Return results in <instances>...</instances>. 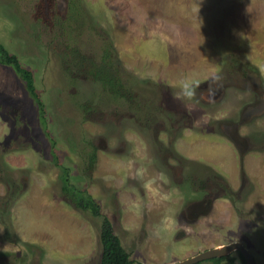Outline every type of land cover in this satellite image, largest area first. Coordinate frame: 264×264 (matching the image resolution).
<instances>
[{
  "label": "rangeland",
  "instance_id": "374dc122",
  "mask_svg": "<svg viewBox=\"0 0 264 264\" xmlns=\"http://www.w3.org/2000/svg\"><path fill=\"white\" fill-rule=\"evenodd\" d=\"M75 1L82 8L77 13L72 0H0V40L32 70L49 131L74 183L110 218L132 264H173L231 240L229 193L214 202L209 218L181 221L187 202L203 191L225 180L236 189L242 160L251 180L255 171L264 173V104L252 111L259 97L252 88H264V0ZM76 15L72 25L83 52L101 44L89 29L93 23L112 38L126 79L156 84L148 88L155 97L140 99L153 105L142 110L161 111L152 113L151 124L149 114L109 100L100 82L65 64L56 32ZM184 83L194 90L191 98ZM243 137L263 148L241 152ZM52 146L25 83L0 63V158L21 185L13 197L6 172L0 173V208L9 201L2 218L13 231L10 238L0 220V264L100 263L102 218L63 193ZM92 147L97 164L89 174ZM261 198L262 191L253 199ZM239 207L246 215L248 205ZM218 221L221 233L213 235Z\"/></svg>",
  "mask_w": 264,
  "mask_h": 264
},
{
  "label": "trees",
  "instance_id": "16d2710c",
  "mask_svg": "<svg viewBox=\"0 0 264 264\" xmlns=\"http://www.w3.org/2000/svg\"><path fill=\"white\" fill-rule=\"evenodd\" d=\"M73 7L76 9L75 12H79L81 7L75 0H72ZM73 12V13H75ZM49 14L56 16L55 13L49 9ZM52 17V16H50ZM73 17V16H72ZM71 18V17H70ZM70 18H65L60 22V31L56 32V38L59 39L61 43H58L63 47L65 64L70 67V69H76L85 74L87 77L94 79L102 84V86L108 91L110 99L123 100L130 105L131 108L135 110H142L144 108H149L153 106L152 104H144L140 101L141 96H146L150 93V98L155 97V93L148 90L155 89V83L148 81L138 80L137 83L126 79V71L123 68V64L117 55V49L115 44L109 36H103L93 25V23H88L89 29L95 30V34L99 35L98 47H93L90 52H83L79 43H81L76 37L77 26H73V21L78 20L80 15H76L74 20ZM98 54V56H97ZM0 63L6 66H10L14 69L16 74L25 83L26 89L34 98L39 112V120L42 124L45 133L48 135L50 141H52V155L54 157L55 165L61 169L60 180L63 193L69 197L71 201L74 202L75 206L84 210H89L95 216L102 218L100 238L103 245V253L99 264H132L130 253L124 248L119 236L116 234L113 223L110 218L104 215L101 211L100 205L94 199V197L87 192L86 189L78 187L74 181L71 174V169L61 163L59 150L56 148V140L53 138L51 132L48 128V120L46 116V105L41 98L40 93L37 91L34 81V75L32 70L24 67L19 59V57L8 50V48L0 40ZM69 69V70H70ZM138 88V90H137ZM139 91V92H138ZM147 91V92H146ZM147 99V98H143ZM83 111L88 114L91 111L90 107L85 103L82 105ZM149 114V119H154L152 113L160 114V112H155L153 109L150 113L146 110H142ZM156 120V119H155ZM157 121V120H156ZM96 147H92V150L88 153L87 166L85 167V173H91L97 164V151ZM2 154L0 158V173L3 174V178L10 185L11 195L16 196L18 187L21 186L19 181L12 180L11 174L8 171L3 170L4 163L2 162ZM15 199V198H14ZM9 202V201H8ZM5 203V207L0 208V220L7 226L9 237H13V231L11 232L10 220L5 221L2 218L5 214H8L9 203Z\"/></svg>",
  "mask_w": 264,
  "mask_h": 264
},
{
  "label": "flooded vegetation",
  "instance_id": "af4514ba",
  "mask_svg": "<svg viewBox=\"0 0 264 264\" xmlns=\"http://www.w3.org/2000/svg\"><path fill=\"white\" fill-rule=\"evenodd\" d=\"M255 83L256 82H254V84ZM247 88H249V85L247 86ZM252 91L256 93L255 94L256 97L257 95H259L258 101L256 103V107H254L252 111L259 112V110L261 109L257 107V105L262 106L264 104V88L262 87L261 89H259V88L254 87L252 88ZM167 117H169V119L173 123H178L177 119L176 120L173 119L174 116L171 115V113L167 115ZM163 119L164 118H160V119L156 118V120H162V122H163ZM150 120L151 121L148 124H151L153 122L152 119ZM182 121H180V123ZM191 123L192 121H189V120L186 121V124H191ZM237 144L240 147V151L243 153L245 151L249 152L252 149L260 150L263 148V147L253 148L254 147L253 142H251L250 144L249 139L246 137H243L242 139L238 140ZM244 163H245V160L244 161L242 160L241 182H240V185L236 189H234L233 185H230L229 182L227 183L225 180L223 184L219 183L220 188L218 187L219 188V189L217 188L218 190L215 188L214 191H210V190L203 191L201 198L189 200L187 202V205L184 210L185 220L181 221V223L183 222L185 223V225H191V223H195L192 221H195V220L199 221V219H201L202 217L204 218L208 217V215L212 211L214 202L225 193H229V196H231L230 203L232 205L231 209H233L234 215L231 217V220H232V224H231L232 239L231 240L220 243V244H212L210 247H207L195 254L189 255L186 258L197 255L203 251H206L208 249L218 247L221 245H226L230 243H237L239 245V248H235L232 251L224 255L203 259L194 264H251V262L252 264H264V173L255 171L254 176H257V177H255L256 178L255 180L254 179L251 180V178H249L250 175H247L245 171ZM203 167H204L203 170H205L204 165ZM215 172L217 176H222L220 173H217V171ZM195 173L196 171L194 168H192V170L190 169L188 172V176H187L188 180L190 179V176H193V174ZM198 173L203 174L200 171ZM260 191H262V198L260 200L253 199L258 196V192ZM244 203L248 205V208H249L246 211V215L244 211L240 209L239 207L240 204H244ZM207 206H209V208H207ZM243 221L245 222L243 223ZM245 224L246 226H244ZM217 225L219 227V230L218 232H216V229H218L216 228L213 235L221 233L220 229L222 228L223 225L219 221L217 222ZM182 230H185V229L182 228ZM201 235H202V232H201ZM244 252H246V254H248L251 259L247 258ZM186 258H183L181 260H184ZM181 260H178V261H181Z\"/></svg>",
  "mask_w": 264,
  "mask_h": 264
},
{
  "label": "water",
  "instance_id": "95a60500",
  "mask_svg": "<svg viewBox=\"0 0 264 264\" xmlns=\"http://www.w3.org/2000/svg\"><path fill=\"white\" fill-rule=\"evenodd\" d=\"M235 248H239V245L237 243H230V244H226V245H221L218 247L208 249V250L203 251L197 255L188 257L184 260L178 261V262L173 263V264H194V263L201 261L203 259L224 255V254L232 251ZM244 253L247 256V258L251 259L249 257V255L246 254V252H244ZM251 264H252V262H251Z\"/></svg>",
  "mask_w": 264,
  "mask_h": 264
},
{
  "label": "clouds",
  "instance_id": "9594fccd",
  "mask_svg": "<svg viewBox=\"0 0 264 264\" xmlns=\"http://www.w3.org/2000/svg\"><path fill=\"white\" fill-rule=\"evenodd\" d=\"M183 91L184 95L191 98L194 94V90L191 88V86L188 83L183 84Z\"/></svg>",
  "mask_w": 264,
  "mask_h": 264
}]
</instances>
